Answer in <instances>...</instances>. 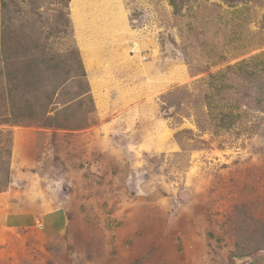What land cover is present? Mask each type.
Instances as JSON below:
<instances>
[{
	"label": "rangeland",
	"instance_id": "374dc122",
	"mask_svg": "<svg viewBox=\"0 0 264 264\" xmlns=\"http://www.w3.org/2000/svg\"><path fill=\"white\" fill-rule=\"evenodd\" d=\"M4 1L0 42L76 46L94 110L70 92L81 128L0 124V264L31 260L8 210L61 206L87 230L32 243L41 264H264V0H70L68 34L57 0Z\"/></svg>",
	"mask_w": 264,
	"mask_h": 264
},
{
	"label": "trees",
	"instance_id": "16d2710c",
	"mask_svg": "<svg viewBox=\"0 0 264 264\" xmlns=\"http://www.w3.org/2000/svg\"><path fill=\"white\" fill-rule=\"evenodd\" d=\"M57 1L64 10L59 14L60 21L52 32L68 34L71 32V25L66 10L70 0ZM169 2L176 6V0ZM7 7V3L0 0V9ZM1 35L7 38L9 45H3V39L0 42V54L7 60H0V83H3L4 87L0 90V124L13 125L26 121L41 128L83 127L87 122L88 114L94 110V100L78 48L73 45L59 53L52 50L50 45H37L35 41L34 45H27L24 41V31L7 23L3 25ZM243 63L245 61L242 60L236 64ZM252 69L255 67L253 66ZM245 74L250 76L255 75V72L249 70ZM222 75L223 72L210 75L208 84L216 86L215 81L221 79ZM69 81L77 85L76 91L65 88V83ZM218 86L223 88L227 85L222 83ZM70 92L75 97L77 106L85 103L91 106L81 117L83 124L76 123L74 126L69 124L71 117L74 116V112L70 110L72 100L67 99ZM212 97L211 94L206 95L208 104H211ZM216 114L219 115L218 122L222 128L231 127L240 116L239 113L234 112L231 104L227 106V110H219ZM1 164L2 159H0V170L4 185L9 181V167L4 168ZM139 260L135 261L136 264L140 262Z\"/></svg>",
	"mask_w": 264,
	"mask_h": 264
},
{
	"label": "crops",
	"instance_id": "0c3cea01",
	"mask_svg": "<svg viewBox=\"0 0 264 264\" xmlns=\"http://www.w3.org/2000/svg\"><path fill=\"white\" fill-rule=\"evenodd\" d=\"M3 222L8 225H3L4 227L24 230L22 236V242L25 243L24 256L31 257V260L26 264H41L42 258L32 247V243L38 249H46L51 243L63 238L67 233L70 238L72 230L80 232L87 230L81 217L70 213L67 206L46 211L29 207L15 208L5 213Z\"/></svg>",
	"mask_w": 264,
	"mask_h": 264
}]
</instances>
